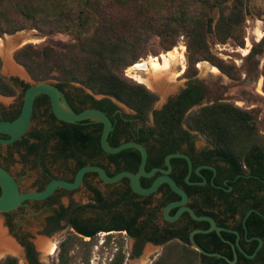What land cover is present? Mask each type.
<instances>
[{"label": "trees", "instance_id": "trees-1", "mask_svg": "<svg viewBox=\"0 0 264 264\" xmlns=\"http://www.w3.org/2000/svg\"><path fill=\"white\" fill-rule=\"evenodd\" d=\"M249 0H0V36L11 35L24 29L25 25L41 33H67L73 41L54 48L48 45L25 44L13 52V60L20 65L34 82L54 80L57 88L78 84L93 95L103 96L94 104L110 103L112 99L134 113V117L146 122L157 95L145 85L128 80L122 70L141 58L146 42L151 36L174 44L182 35L185 39L186 68L183 77L196 75L195 64L206 61L219 73L232 81H239L240 73L232 62H223L211 56L207 37L217 43L231 42L243 47V24ZM129 6L127 18L114 15L109 7ZM127 35V36H126ZM263 45L253 44L244 57L246 75L257 70L256 55L263 54L260 68L261 90L264 93ZM168 49V47H167ZM27 85H24V89ZM197 87L189 86L184 97L192 98ZM15 94L13 84L0 74V95ZM198 97L195 99V101ZM77 113V111H74ZM183 124L188 130L203 136L235 173L255 176L253 188L242 189L234 185L238 203L252 207L264 215V130L259 136L252 115L233 104L216 100L187 114ZM32 131L35 142L25 143L23 157L40 155L51 151L53 162L62 158L71 166L72 152L87 154L92 140L81 122L61 123ZM115 146V145H114ZM66 153H68L66 155ZM133 153L130 149L118 154ZM74 157V156H73ZM75 159L74 171L88 165L86 158ZM137 159L139 160L138 156ZM130 169V168H127ZM133 171V170H131ZM234 174V173H233ZM251 185V184H250ZM252 186V185H251ZM145 188V187H143ZM226 203V200L224 201ZM234 200L225 209L234 212ZM99 212H97V210ZM67 208L54 209L50 220L64 221ZM150 213L139 203L138 196L129 190H114L108 203L95 207L91 203L72 211L66 220L67 231L57 244L55 264H69L71 252L77 245L94 246L99 233L107 234L101 245L109 243L107 232L125 231L126 237H139L146 224L136 221L142 214ZM242 215V213H240ZM250 224L256 222L254 213L247 217ZM260 237H264L261 235ZM83 239H87L86 242ZM163 243L160 254L150 264H228L232 258L206 257L185 242L154 241L144 237L142 242ZM113 244V243H112ZM25 245L29 259L31 248ZM198 247V246H197ZM199 248V247H198ZM239 260H245L241 256ZM258 264H264V245L256 256ZM122 246L116 245L106 264H123ZM30 263V261H29ZM0 264H17L12 257L0 259ZM33 264V263H30ZM239 264V263H238Z\"/></svg>", "mask_w": 264, "mask_h": 264}, {"label": "flooded vegetation", "instance_id": "flooded-vegetation-1", "mask_svg": "<svg viewBox=\"0 0 264 264\" xmlns=\"http://www.w3.org/2000/svg\"><path fill=\"white\" fill-rule=\"evenodd\" d=\"M167 55L168 53L166 55H158V58L155 60L160 61L162 64V56L168 57ZM138 61L141 63L144 62L141 58ZM185 64V58L182 56L180 63L178 62L174 68V72L176 73L174 79L184 74ZM134 65L135 63L130 66L132 67ZM142 65L145 67V64ZM7 80L13 84L15 94L6 97L10 99L6 107L0 105L1 121H12L18 116L23 91L27 88L24 89V85L28 86V83L16 77H10ZM259 84L260 80L257 89H259ZM189 86L197 87L196 94L192 98L184 97V90ZM53 87L60 92L63 102L72 112L77 111L78 113L86 109H95L106 115L110 122V131L106 137V144L109 147H115L125 142H135L144 147L146 160L143 171H154L148 177L139 178L141 187L146 188L150 186L154 179L158 177H169L185 193L186 202L183 205L184 207L191 209L195 216L211 218L216 227L226 230L219 232L210 230L207 221L194 220L185 211H182L175 220H165L163 217V208L169 203L178 202L181 197L171 191L166 183L162 182L152 194L147 196L137 195L139 203L144 205L146 209H150V213L142 214L137 218L136 228L140 227L142 221L146 223L142 228L141 235L139 237H127L132 243L130 256H138L142 246L145 244L159 248L163 246V243L142 242L144 237L152 238V240L158 242L163 239L166 242H185L189 247H191L189 241L191 238L196 246L209 255H204L206 257H215L224 260L223 257L230 255L232 264H258L256 256L264 245V237H260L264 235V215L252 207L238 203L237 194L234 191V185L241 186L242 189L253 188L252 181L249 180H255V176L232 171L230 166L221 159L220 155L211 145L206 141H197L196 138L200 135L195 131L188 130L182 122L187 114L201 107L200 104L206 97L205 88L195 76L191 79L185 78L184 86L175 92L168 93L158 105H156V101L149 112L146 122L135 118L131 110L123 105L121 107L112 99H108L110 103L94 104V102L102 99L103 96L86 93L81 89L70 87V85L57 88L53 84ZM197 97L198 99L195 101ZM78 122H81V125L91 136L92 140L86 155L72 152L74 153L70 157V160L74 161L72 167L64 163L62 158L53 162L52 153L48 149L40 155L23 157L26 146L24 141L26 140L28 143L35 142L33 134H31L33 130L40 131L41 136H43L47 133L41 131V129H46L51 125L61 126V123H64L52 115L48 96L39 94L34 97L29 125L25 133L19 139L7 145L0 144V158L2 157L5 160L11 161L16 168V174L10 172L1 162L0 167L16 182L19 192L41 191L46 183L53 179L71 182L75 172L79 169L76 171L73 170V167L76 165L74 158H77L79 155L87 159L88 165L85 166L99 167L109 177L123 171L130 173L137 172L140 155L135 148H126L133 151L130 154H118L119 152L115 154L105 153L99 143L102 128L101 123L91 119ZM7 138V135L0 133V139ZM172 154L187 157L189 165L183 157H170L167 159L169 164L168 169L164 159L167 155ZM13 157H16L17 160H14ZM25 164H31L39 168L38 175L26 176ZM53 166L59 169L62 168L65 174H52L50 168ZM17 175L23 179L25 188H22L20 181L17 179ZM127 189L129 190V194H134L131 192L126 178H121L114 183H103L95 171H90L83 175L80 185L75 189L66 191L57 188L49 197L40 201H24L14 211L25 213L27 212V208L30 207L35 210L44 208L43 212L46 215L40 223L38 235L47 239L62 230V226L67 227L66 220L73 210L83 207L88 203L98 207L100 204L109 202L111 193L114 190L126 192ZM73 194H76V201L69 199V195ZM61 197H67L66 205L60 202ZM225 200L226 203L224 202ZM233 200L234 212H231V210L225 209L224 207L228 202L231 203ZM70 204L71 210L67 211L64 216L66 220L64 219V221L60 220L54 223V221L49 219V217L53 216L52 211L54 209L58 207L67 208ZM179 208L180 206H176L168 209L166 211L167 217H172ZM251 209L256 210L263 216L254 213L258 216V219L253 224H250L247 219L249 215L243 220L246 212ZM96 210L99 212L98 209ZM14 211L12 210L1 214L3 217L2 226L4 227V232L6 236L12 239L16 246L21 248L20 254L25 264H40L33 245L18 234L19 232L16 233L13 231L11 221L14 218ZM251 213L253 212L249 214ZM193 231L199 232L192 233ZM114 233H123L126 236L125 231H114ZM257 239L260 241V244ZM236 243L242 252L247 255L253 254V257L249 259L244 258L242 253L237 249ZM24 244H28L31 248L29 259L26 256ZM53 244L55 246V242ZM52 253L46 254L50 255ZM213 255H219V257ZM239 256L247 260V262L239 260Z\"/></svg>", "mask_w": 264, "mask_h": 264}, {"label": "rangeland", "instance_id": "rangeland-1", "mask_svg": "<svg viewBox=\"0 0 264 264\" xmlns=\"http://www.w3.org/2000/svg\"><path fill=\"white\" fill-rule=\"evenodd\" d=\"M112 10L114 15L123 16L127 18L129 15V6L124 8H117L115 6L109 7ZM246 15L245 21L243 24V47L234 46L231 42L226 41L225 43H217L215 39L209 35L207 37V46L209 49V54L214 56L215 58L222 60L223 62H232L240 73L239 81H232L222 75L221 73L211 74L208 72H202L200 70L199 65L207 64L210 65L206 61H200L195 64L196 68V79L201 83V85L205 88L206 97L202 100L200 106L207 105L212 103L216 100H221L234 106L240 108L241 110H245L249 112L252 117L255 119V126L258 131V135H263L264 130V93L261 90V76H260V68L263 61V54L256 55L254 57V61L258 63L257 70L251 71L248 75H246V68L244 66V57L248 53L249 49L253 44H261L263 45V52H264V0H249L246 5ZM127 36V35H126ZM11 38V39H9ZM71 35L67 33H43L30 28V26L25 25L24 29L21 31H17L11 35L3 34L0 36V74L4 78L16 77L19 80L28 83L33 81L30 77L29 79L25 77H19L17 75L10 74L4 68V61H3V49L6 48L4 46L8 41H12V45L10 46L9 53L11 54V59L13 52L18 49L19 47L25 44H32L36 46H43L48 45L54 48H59L61 45L69 43L73 41ZM2 42V43H1ZM13 47V48H12ZM168 47V49H167ZM178 47H182L179 48ZM176 51L181 57L185 58V39L182 35H178L174 39V44L170 45L169 43H165L163 38L157 36H151L148 41L146 42V51L145 54L141 57L144 60L143 63L139 62L138 59L135 62L137 64L142 65L145 64L146 68L150 67V63H152L153 59L158 58V55H166L170 52ZM183 51V53H182ZM2 52V53H1ZM181 52V53H180ZM182 54V55H181ZM145 61V59H147ZM160 57V56H159ZM166 57V56H164ZM168 59V57H166ZM181 60V59H180ZM179 60V63H180ZM158 61V60H157ZM13 62L18 65L14 60ZM199 64V65H198ZM198 65V66H197ZM132 66V67H134ZM211 66V65H210ZM130 67V68H128ZM122 70V75L124 71L127 70V78L128 80L135 81L133 78L130 77L131 66H128ZM186 68V64L184 65ZM215 68V67H214ZM23 69V68H22ZM217 70V69H216ZM176 74V73H175ZM260 80L259 89L258 82ZM185 78L183 74L176 78L167 81L165 86L167 87V91L162 96L161 92L158 90H151L149 91L155 93L158 98L156 105L162 102L164 97L168 93L175 92L179 88L184 86ZM51 85L55 84L56 81L54 80H47L45 81ZM136 83V81H135ZM141 84V83H140ZM70 87L78 88L83 90L84 92H89L88 90L82 88L78 84H70ZM147 88V87H146ZM90 93V92H89ZM7 96H0V105L6 107L10 99L6 98ZM97 98V96H95ZM121 106V104H119ZM122 107V106H121ZM197 141L203 142L205 139L203 136H198L196 138ZM14 160H17L16 157H13ZM0 162L12 173L16 174V168L11 161L5 160L2 157L0 158ZM49 167V166H48ZM25 172L27 175H38L39 171L36 166L31 164H25ZM52 174H65L62 168H58L53 166L50 168ZM32 177V176H31ZM17 179L20 181L22 188H25V184L22 181L23 179L17 175ZM66 198L61 197L60 202L63 205H66ZM69 199L76 201L77 197L76 194L69 195ZM84 201V200H82ZM33 210V211H32ZM14 211V210H13ZM44 208L39 209H31L27 208V212H20L14 211V218L12 219V228L13 231L23 236L26 240H28L34 247V250L37 252V259L40 264H55L56 257H57V244L60 239L64 236L67 228L62 226V230H60L55 235H52L50 238L46 240H51L52 243L55 242V248L52 254L47 255L46 253L42 252L37 248L36 241L37 239L44 238L38 235V231L40 230V223L44 216L46 215L44 212ZM2 213H0V223L2 226ZM105 233H99L96 235L95 239L93 240L94 246L89 247L87 245H77L71 252L72 259L69 264H106L109 257H111L112 252L114 251V247L116 245L122 246V252L124 255L123 264H150L156 257L160 254L162 247H152L149 244H145L142 246L138 256H130L131 251V240L127 238L123 233H114L111 232L108 234L110 236L109 243L106 246L101 245L102 241L104 240ZM45 239V238H44ZM84 242L87 239H83ZM113 243V244H112ZM5 257V255H2ZM0 256V257H2ZM6 256L12 257L16 260L17 264H24L23 258L21 254L18 255H11L6 254ZM2 257V258H3Z\"/></svg>", "mask_w": 264, "mask_h": 264}, {"label": "water", "instance_id": "water-1", "mask_svg": "<svg viewBox=\"0 0 264 264\" xmlns=\"http://www.w3.org/2000/svg\"><path fill=\"white\" fill-rule=\"evenodd\" d=\"M26 78L29 79L28 74L25 72L24 69H22ZM30 80V79H29ZM89 93V92H88ZM39 94H44L48 96L50 100V105H51V112L52 115L59 121L64 122V123H75L78 121H82L85 119H91L95 120L101 123L102 128H101V133L99 137V143L101 149L108 154H115L123 149L126 148H135L140 155V160H139V165L137 168L136 173H130L127 171H123L120 173H117L113 176H107L105 172L96 166H83L79 168L72 179L71 182L64 181V180H59V179H53L50 180L46 185L43 187L41 191H30V192H19L18 187L16 182L12 179V177L0 167V213H5L12 211L16 209L18 206H20L24 201H40L43 200L47 197H49L55 189L61 188L66 191H71L78 187L80 185L81 179L83 175L87 172L90 171H95L100 180L103 183H114L120 180L121 178H126L128 180V185L132 193L139 195V196H147L152 194L157 187L160 185V183L164 182L168 185L171 191H173L175 194L179 195L181 199L178 202H173L169 203L163 208V217L167 221H172L175 220L182 211H185L188 213V215L197 221L200 220H205L208 222L210 230H214L216 232L219 231H226L222 228L216 227L214 225V222L211 218L206 217V216H195L194 213L189 209L188 207H184V203L186 202V195L185 193L180 190L175 183L170 179L169 177L166 176H161L156 179L150 184V186L143 188L139 184V178L140 177H148L152 175L154 170H151L149 172H144L143 171V166L146 160V151L144 147L138 143L135 142H125L121 143L115 147H109L106 144V137L110 131V122L106 115L102 113L99 110L95 109H86L82 110L78 113L72 112L66 104L62 100V95L60 92L53 87V85L43 81V82H34L31 81L28 82L27 88L23 91V96H22V103L20 107V111L18 116L12 120V121H1L0 120V133L5 134L8 136L7 139H0V144L1 145H7L17 139H19L26 131L28 125H29V118L31 114V106H32V101L35 96ZM204 106V105H203ZM170 157H183L186 159L188 165H189V160L187 157L179 155V154H172V155H167L164 159L166 167L169 169V164L167 162V159ZM180 206V208L176 211V213L172 217H167L166 211L172 207ZM250 212L256 213L260 215L256 210H248L246 214L244 215L243 220L249 215ZM262 216V215H260ZM263 217V216H262ZM264 218V217H263ZM194 232H199V231H193ZM191 233V234H192ZM236 234V233H234ZM8 237V236H7ZM10 238V237H8ZM11 239V238H10ZM12 240V239H11ZM258 240V239H257ZM190 244L191 247L194 248L196 251L201 253L202 255H208L204 253L200 248H198L193 241L190 238ZM259 244L260 241L258 240ZM237 249L242 253L244 258H252L253 254L247 255L244 252L241 251L240 247L236 243ZM19 253H21V248H19ZM209 256V255H208ZM216 257H219V255H213ZM3 257V256H2ZM0 257V259H2ZM24 264L25 261L23 260ZM228 263L232 264V261H228Z\"/></svg>", "mask_w": 264, "mask_h": 264}, {"label": "bare ground", "instance_id": "bare-ground-1", "mask_svg": "<svg viewBox=\"0 0 264 264\" xmlns=\"http://www.w3.org/2000/svg\"><path fill=\"white\" fill-rule=\"evenodd\" d=\"M12 44H13L12 41H8L4 45L6 46V48L3 49L4 68L10 74L17 75L21 78L25 77L22 68L17 66L11 59V54L9 53V50H11L10 46ZM167 56L168 59L162 56L161 58L162 64L160 63V61L153 59L152 63H150L149 68L144 67V65L137 64L134 68L129 69L130 77L133 78L136 82L145 85L147 88L151 90H158L159 92H161L162 96H164V94L167 91V87L165 86V84L167 83V81L175 77L176 74L174 72V68L181 59V56L177 54L176 51L170 52ZM199 67L200 70L204 73L205 72L211 74L218 73L216 68L207 65L206 63L203 65H199ZM36 245L37 248L44 253H51L55 248L54 244L50 240H46L40 237L37 239ZM6 254L18 255L19 249L14 244V242L6 236L0 223V256L2 255L6 256Z\"/></svg>", "mask_w": 264, "mask_h": 264}, {"label": "built area", "instance_id": "built-area-1", "mask_svg": "<svg viewBox=\"0 0 264 264\" xmlns=\"http://www.w3.org/2000/svg\"><path fill=\"white\" fill-rule=\"evenodd\" d=\"M179 48H182V47H179ZM181 53V52H180ZM183 53V51H182ZM182 55V54H181ZM125 77H128L127 74H126V70L124 71V74H123Z\"/></svg>", "mask_w": 264, "mask_h": 264}]
</instances>
